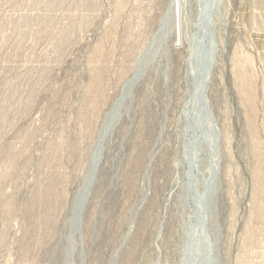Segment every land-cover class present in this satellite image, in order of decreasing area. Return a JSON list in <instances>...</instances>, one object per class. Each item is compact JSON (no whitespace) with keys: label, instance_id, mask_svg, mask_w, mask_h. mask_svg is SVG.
I'll return each mask as SVG.
<instances>
[{"label":"rangeland","instance_id":"rangeland-1","mask_svg":"<svg viewBox=\"0 0 264 264\" xmlns=\"http://www.w3.org/2000/svg\"><path fill=\"white\" fill-rule=\"evenodd\" d=\"M0 264H264V0H0Z\"/></svg>","mask_w":264,"mask_h":264},{"label":"bare ground","instance_id":"bare-ground-1","mask_svg":"<svg viewBox=\"0 0 264 264\" xmlns=\"http://www.w3.org/2000/svg\"><path fill=\"white\" fill-rule=\"evenodd\" d=\"M207 31V32H206ZM205 32H204V35H203V39L204 40H206V38H207V40H209L210 41V39H212V37H211V32H210V30L209 29H207ZM209 32H210V35H209ZM206 34H207V36H206ZM209 38V39H208ZM203 46H201V49L202 50H200L199 49V53H201V56H202V58H204V57H206L207 56V54L209 53V57H210V59H208V63H207V66L205 67V69L206 68H208V66H209V64H210V62H211V58H212V51H213V49H212V47H211V43L210 44H202ZM209 45H210V47H209ZM209 47V48H208ZM205 69L203 70V73H204V71H205ZM204 203H203V205H205V201H203Z\"/></svg>","mask_w":264,"mask_h":264},{"label":"water","instance_id":"water-1","mask_svg":"<svg viewBox=\"0 0 264 264\" xmlns=\"http://www.w3.org/2000/svg\"><path fill=\"white\" fill-rule=\"evenodd\" d=\"M198 57H199L198 64H199V66H202V76L199 75V78H202V77H204L205 73L208 71L209 67L205 69V67L207 66V61L206 60L204 61V59L201 57V53L199 54ZM203 67L205 69L204 73H203Z\"/></svg>","mask_w":264,"mask_h":264}]
</instances>
